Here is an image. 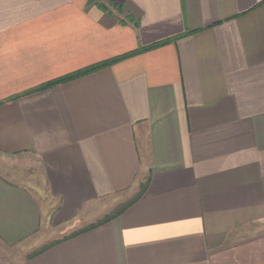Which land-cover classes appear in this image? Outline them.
Listing matches in <instances>:
<instances>
[{
    "label": "crops",
    "instance_id": "obj_1",
    "mask_svg": "<svg viewBox=\"0 0 264 264\" xmlns=\"http://www.w3.org/2000/svg\"><path fill=\"white\" fill-rule=\"evenodd\" d=\"M21 243V264H264V0H0V250Z\"/></svg>",
    "mask_w": 264,
    "mask_h": 264
},
{
    "label": "rangeland",
    "instance_id": "obj_2",
    "mask_svg": "<svg viewBox=\"0 0 264 264\" xmlns=\"http://www.w3.org/2000/svg\"><path fill=\"white\" fill-rule=\"evenodd\" d=\"M126 201L115 202L114 197H106L98 200L95 208H86L77 217L64 221L62 223H54L50 220L48 228H43L42 241L40 246L48 245L51 242L61 240L70 236L74 232L82 230L90 224L104 220L107 215L112 214L121 204ZM32 248H29L28 243H21L9 250H0V264H21V261L29 254Z\"/></svg>",
    "mask_w": 264,
    "mask_h": 264
},
{
    "label": "trees",
    "instance_id": "obj_3",
    "mask_svg": "<svg viewBox=\"0 0 264 264\" xmlns=\"http://www.w3.org/2000/svg\"><path fill=\"white\" fill-rule=\"evenodd\" d=\"M119 58H115V59H112V60H108V61H104V62H101V63H98V64H95V65H92L90 67H87L85 69H82L80 71H76L74 73H71V74H68V75H65L59 79H56V80H52V81H49L35 89H33L32 91H37V90H42V89H46L50 86H53V85H56V84H59V83H62V82H66V81H69V80H73L75 78H78L80 76H83V75H86V74H89L91 72H94L96 70H99L107 65H110L112 64L113 62H115L116 60H118ZM149 179H147L146 182L142 183L141 184V187H140V191L136 194V196H134L132 199L126 201L124 204H121L112 214L110 215H107L104 220L102 221H99L97 223H94V224H90L89 226H87L86 228L82 229V230H79L77 232H74L73 234H71L70 236H67L66 238H69V237H72V236H76L78 234H81L87 230H91V229H94L104 223H106L107 221L115 218L116 216H118L120 213H122L128 206H130L133 202H135L136 200H138L142 194L144 193L145 189H146V186H147V182H148ZM65 238V239H66ZM59 241V240H58ZM57 241H54V242H51L49 243L48 245H45L43 246L42 248L36 250L33 255L35 254H38L40 252H42L43 250H45L46 248H48L49 246H51L52 244L56 243Z\"/></svg>",
    "mask_w": 264,
    "mask_h": 264
}]
</instances>
